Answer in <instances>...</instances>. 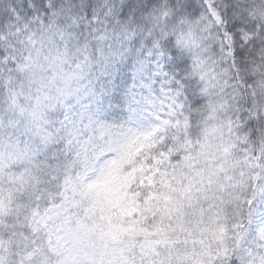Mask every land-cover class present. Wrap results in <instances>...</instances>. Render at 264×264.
Segmentation results:
<instances>
[{
	"label": "snow or ice",
	"instance_id": "obj_1",
	"mask_svg": "<svg viewBox=\"0 0 264 264\" xmlns=\"http://www.w3.org/2000/svg\"><path fill=\"white\" fill-rule=\"evenodd\" d=\"M0 264H264V0H0Z\"/></svg>",
	"mask_w": 264,
	"mask_h": 264
}]
</instances>
